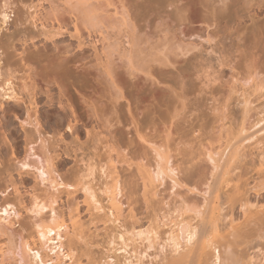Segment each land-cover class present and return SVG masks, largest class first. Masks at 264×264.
Returning a JSON list of instances; mask_svg holds the SVG:
<instances>
[{
    "label": "rangeland",
    "instance_id": "obj_1",
    "mask_svg": "<svg viewBox=\"0 0 264 264\" xmlns=\"http://www.w3.org/2000/svg\"><path fill=\"white\" fill-rule=\"evenodd\" d=\"M66 1L0 0V264H40L36 256L40 244L32 243L37 248L33 251L24 248L25 238L34 231V221L40 218L48 220L53 212L68 215L69 208L77 204L83 219L89 222L84 188L96 191L103 204H107L101 192L106 175L100 169V161L106 160L111 150L109 144L127 159L135 150L146 151L136 147L137 144L130 147V139L135 135L129 123L133 117L142 125V133L151 137L157 146L170 133L169 145L175 162L181 161L179 154L184 148L196 149L198 143L206 146L209 141L205 140L213 137L218 124L213 126L219 113V110L214 113L216 108L230 105L227 113L232 116L225 122L232 127L239 123L245 97L253 104L251 121L261 117L258 114L264 106V0H241L239 6L232 0H174L175 4L173 0H122L135 29L131 22L127 26L117 21L120 18L113 15V8H103L106 12L109 9L106 19L103 17L110 22L106 24L108 29L96 28L98 25L88 26L87 31L84 25H79L80 35L75 32L74 18ZM111 1L121 6L120 0ZM257 1L261 2L256 5ZM220 10L224 13L221 16ZM34 11L38 13L37 27L31 19L23 26L16 25L17 12L26 18L29 13L34 15ZM59 26L63 29H58ZM133 34V39L139 38L136 43H133ZM3 42L5 48L1 45ZM164 61L169 63L165 66ZM25 63L31 66L30 73L36 83L35 90L30 92L24 86L31 83ZM144 65H149L152 71L143 69L147 68ZM147 71L154 77L145 74ZM12 90L20 96L19 101L9 98L13 96ZM121 91L123 100L117 98ZM33 94H37L35 101L31 98ZM28 118L33 124H29ZM260 152L247 153L239 169H231V174L224 175L219 192L222 195L221 191H231L235 185L242 184L250 202L264 210V177L259 176L257 168L261 159L264 160V153ZM146 153L147 158L154 155L149 150ZM112 154L117 156L115 152ZM120 165L121 181L129 179L130 187L132 184L133 189L136 184L139 190L143 185L135 166ZM40 169L45 170L42 176ZM205 170L206 174L210 172ZM190 172L193 174L192 169ZM57 175L65 183L76 184L75 188L56 187ZM227 179L231 181L229 186L225 184ZM256 183L260 187L254 188L257 191L252 188ZM164 188L160 189L171 206L160 204L158 209L157 203H153L156 207L148 209L138 200L133 227L131 222L90 225L92 232L97 228L91 243L78 245L83 262L91 257L104 264H165L176 256L177 240L169 218L178 216L174 211H180L182 200H190L195 195L183 189L173 195L163 191ZM223 199L222 205L226 203ZM7 201L14 208L6 210ZM239 202L240 199L232 208L233 202L222 206L225 207L219 222L221 233L231 230L229 217H223L231 211L235 226L244 222L242 202L241 205ZM195 217L189 212L184 215L186 222L202 226L201 218L195 220ZM256 232L250 231V235L239 232L235 246L240 255L245 252L242 254L245 262L251 259L261 264L264 263V231L260 238ZM44 252L43 255L50 253L46 249ZM64 264L71 262L65 260Z\"/></svg>",
    "mask_w": 264,
    "mask_h": 264
},
{
    "label": "bare ground",
    "instance_id": "obj_2",
    "mask_svg": "<svg viewBox=\"0 0 264 264\" xmlns=\"http://www.w3.org/2000/svg\"><path fill=\"white\" fill-rule=\"evenodd\" d=\"M69 2L70 0L66 1L67 5L70 6L68 7L70 8L69 10L72 13L71 16H73L74 18L73 19L74 29L77 35L81 34L79 25H84L83 27H86L85 30L87 29V31L90 29V28L88 29V26L94 27L98 25L100 26L96 28L103 27V29L106 28L105 30H107L108 28L106 27L107 26L106 24L108 21L107 22L105 21L106 19L105 16L106 14L109 13L108 10L110 8H113L112 10H114L113 11L114 13L113 12L112 13L116 17V19L120 18V19H117V21L121 20L120 22H124L127 26H129L131 22V25H133V29H135L136 27L135 24L133 23L134 21L131 20L132 18L130 19L128 15L129 10H127L128 8H126L122 0L119 1L120 2L119 4L121 6H117L111 0H76L74 4H70ZM240 2L241 0H232L233 4L235 5L237 4L236 6H239L238 3L240 4ZM173 3L175 4L174 0L172 1V4ZM259 3L257 1L256 5H258ZM94 5H97V6L94 7ZM170 5L171 3L169 4V6ZM31 8L33 7L31 6L30 9ZM103 8L105 9L109 8L107 10L108 13ZM34 12H35L34 15L29 13L26 18L22 17L24 16V14L22 15L20 12H17L16 25L23 26V24H25L28 19H31L33 21V25L36 26V22H37L36 16L38 13H36V11ZM222 13L223 12L221 11V14L219 13V15L221 16ZM110 18H112V16ZM114 21L111 24H113ZM57 23H60V22L58 21ZM42 27H45L44 24H42ZM58 29L61 30L63 29V27L59 26ZM92 29H95V28H92ZM95 32H98V31L95 30ZM102 35L104 36L103 31L101 32V36ZM134 35L135 34L132 35V39ZM136 39L135 38L133 39L135 40L133 41V43H136L139 40V38L137 41ZM31 40H32V37H31ZM25 42L27 43L28 41L25 40ZM7 43L6 45H8ZM10 43H13V42H10ZM1 45L5 48L4 42L1 43ZM133 45L135 46V44ZM134 46H132V48H134ZM137 50L139 49L137 48ZM129 59L131 60L130 63L132 64V60H133L132 54ZM23 61L27 62L24 59ZM100 61H102V59H100ZM107 61L109 62V60ZM139 62L141 63L140 60ZM168 63L169 61L167 62L164 61L163 65L166 66ZM141 64H139V66ZM24 65L25 67H27L28 69L27 72L29 73V74L27 73L28 74L27 79L31 81V83L29 84L30 86L27 87V84H24V86L25 88H28L29 92L32 90L34 91L36 88L35 87L36 83L33 80L32 74L30 73L31 66L28 65L27 63H25ZM144 66L147 68L143 67V69L150 70V68H148L149 65L147 66L144 65ZM233 70L236 71L237 69H233ZM107 74L112 79L111 73L109 71H107ZM145 74L149 75V77H154V75L151 74V72L147 71V73L145 72ZM112 82L114 83L113 80ZM118 91H120V89ZM31 93H34V92H31ZM119 93L120 94H118L119 96L117 95V98L123 100L125 97L124 95H122L123 92L121 91ZM11 95L13 96L9 97L10 99L14 101H19L20 96L18 97V94L16 92L12 90ZM36 96L35 94H33V97H31L32 100H34ZM32 100L30 102L35 104L36 103L34 102L35 100L34 101ZM59 103H61V101H59ZM241 103H242L241 104L242 109H241V114L238 117L239 119L238 124L236 123L235 125L232 124L233 125L232 127L231 125L229 126L228 124L226 125L225 121L229 120L227 118H230L232 116L229 112L227 113V111L229 110V106H230L229 104L223 105L222 108L220 109L216 108L214 110V113L218 110H219V113L217 112L218 114L215 115L216 121H214L213 126L215 127V125L218 123L216 125L217 131L215 132L213 131V137L208 136L210 137L209 139H212V140H209V139L205 140L206 142L209 141L208 143H206V146L204 143H198V146L196 149H191L192 146H190V149L184 148V150L181 153L182 155L179 154L182 158L181 161L179 159H176L175 162H173L172 151L170 150V145H169L170 133L167 134L164 143L160 146H157V144L154 142V140L151 137L149 138L148 135L142 133V128H143L141 127L142 125H139L137 121H134L135 119L133 117V120L132 121L130 120L132 124L131 122L129 123L130 125H133L132 130L134 131L135 135L133 139L132 138L130 139V142H129L130 147H134L137 144L136 147H140L142 150L145 149L146 151L149 150V153L150 154L154 153V155L152 156L151 154V158H147L146 151L144 152L139 151L138 153L134 149L135 152L132 153L133 154L132 157L127 159V156H123L122 154H120V152H118V150H116L111 144H109L111 150L108 154H106L107 155L105 157L106 160L104 162L100 161V169L102 173L106 175V181L104 184V188L101 192H103V194L105 195L107 204L106 205L103 204L102 199L98 197L96 191H91L87 188H84L86 192L87 208H88V212L90 215L89 222L83 219L82 214L77 204L69 208L68 215H66L63 212L62 213L53 212V215L50 216V219L48 220L47 219L44 220L45 218L44 219L40 218L39 220L34 221L33 223L34 231L33 233H29L28 237L25 238L24 248L29 249L30 251H33V250H36L37 248L35 249L32 246V243L34 245L36 243H39L40 248L37 249L38 251L36 253V256L40 258V264H64L65 260H69L71 264H104L101 261L94 260V258H91V257L86 261V263H84L81 258L82 251L80 252L78 245L81 243H85V244H88L89 242L91 243L92 240L90 239H92V237L95 236L94 232H95V229H97L96 227H94V231L92 232L90 225L93 224L96 226L98 222L105 224L104 226L106 225L108 226L109 224L119 225L122 223L124 224L126 222L127 223L131 222L132 227H133V222L135 223L136 218H137V213H136L137 206L136 205H138L140 202L138 200H141V202L143 201L142 203L145 204L144 206L148 209L149 207H152V208L156 207L153 205V203L154 204L157 203L156 204L157 208H158V205L160 206V204H162L163 207L164 205L168 207L171 206L170 200L169 202L167 201V197H164V195L162 194L163 192L160 189L161 187H165L163 191L168 190L169 194L178 195L179 190L183 189L185 191L187 190V192H189L190 194H193L195 196L199 195L202 198V199L200 198V200H196V197L194 196V198L192 199L190 197V200H188L187 198L188 202L186 199L185 201L182 200V203H181L182 207L180 211L179 210L177 211L173 208L175 210L174 214L176 212L178 216L177 217L171 216L169 219L171 223V229L173 230V233L175 234V237L177 240V242L175 243L176 248L174 250L177 254L176 256L174 255L172 258H169L170 260L168 259L167 263L165 264H255L251 262V259L248 260V262H245L246 259L243 260L242 254L243 253L245 254V252L243 251L240 252L242 253L241 255L237 252L236 246L238 244L237 243L238 241H237V238L235 237H237L236 235H238L239 232H241L243 235L244 232L248 229L247 232L249 233V235H250V231L251 232H253L254 230L255 232L258 231L256 233H259V238H260L261 234L264 233L263 232L264 231V210L259 209L257 204L254 205L250 202V200L246 197L247 191L244 188V185L241 186L242 184L235 185L234 187L231 188V191L230 189L229 191H226V192L225 190L221 191L222 195L225 196L224 199L222 198V195L219 192L220 191L219 187L222 186L220 185L222 184L221 178L231 174L232 173V171H230L231 169H239L240 168L239 163L241 162L243 163V161L245 160L244 157L246 158L247 153L250 152L249 154H251L252 151H257V152L261 151L262 153H264V106L260 114H258L261 117H258V119L254 121H251L252 119L250 118V114H251L250 112L254 110L252 106L253 105L252 102L248 98L245 97V99L242 100ZM33 104L31 105L34 107ZM28 121H30L29 124H33L31 122L32 119ZM36 123L38 125V120ZM234 126H236L237 128L235 129ZM204 139H207V138H204ZM199 141L203 142L201 140H198V142ZM113 152L117 153L116 157L113 156L112 154ZM120 164H126L128 165L127 166L128 168H133V166H135V169H137V174L138 176H140L139 177L140 180H142L141 184L143 185L139 190L135 187L136 182L134 183L135 185H133L135 188L133 187L132 189V184H131V187L129 185L132 181H130V183L127 182L129 179H127L126 181H123L124 183L121 181L120 172L118 171L120 169L118 167ZM257 168H258V173L260 174L259 176L262 177L261 175H263L264 177V160L261 159L259 167ZM87 169H89V166L87 167ZM181 169L182 170L184 169L183 171H185L186 176L188 175L189 177L187 176V178H184L185 173H183ZM191 169H192L193 174L190 172ZM196 169H203V170L196 171ZM205 169H210L209 170L210 172H207L206 174L207 170ZM39 173H40L39 175L42 176L45 174V170L40 169ZM58 178H60V175H57V177L54 178L56 187H60V188L64 187L67 190H69L70 188H75L76 184L74 185L73 183L71 184L70 182L65 183V181L62 178H60V180H58ZM210 179H212V182ZM130 180H133V179H130ZM257 182H260V181H257ZM230 183L231 181L228 179L225 181L226 186H229ZM127 185H129V187H126ZM245 186L247 187V185ZM257 187H259V185H257L256 183V186L252 188L257 189ZM141 189H142V192L140 191ZM138 192H141V193H138ZM137 195H138V198H142V199L136 198L135 196ZM234 196H235V199L236 198L238 199L237 200L233 199ZM222 199L223 201H226V203H224L223 205L228 204V206H230V202H233V204L231 203L230 208H232V205H234V203L240 199L239 203L241 205V202H242L241 206L243 209V218H244L243 219L244 222L240 224L238 223L235 226L236 220L233 219V216H232L233 214L231 215L232 211L224 215L223 217L225 218L229 217L230 219L229 229H231L230 232L225 233V234L221 233L220 226H219V222L222 220L221 212L224 211V207H225L224 206L222 208L223 205L221 204L222 202H220V200L222 201ZM189 202L193 204L190 205ZM189 205L191 206V208L189 207ZM5 206H6V210L9 209L8 207L14 208L13 204L9 203L8 201ZM40 207L42 208L43 205ZM161 211H163V208ZM186 212L194 214L196 216L195 220L201 218L200 219L201 221L200 220L199 221L202 226H199L198 225L199 223H197V225L202 229H200L197 225H196L197 227H195L190 222H186L184 218V215L186 214ZM192 216L193 215H191L190 217L188 216V217L191 218ZM164 218H166V216ZM251 227H252V230L254 229L253 231L251 230ZM197 228H199V231L197 230ZM242 228H244L245 230ZM237 229H241V231L237 232ZM235 231L237 232L236 234H235ZM246 233L244 235H246ZM249 238L250 237H248V239ZM183 244L185 245V247ZM15 247L16 246H14L13 252L14 250H16ZM45 249L49 250L50 253L54 254L52 255L54 257H52L50 253H46L43 255V252ZM79 253H80V256H78ZM263 256L264 255H262V257ZM248 258L249 257H247V259ZM261 264H264V263H261Z\"/></svg>",
    "mask_w": 264,
    "mask_h": 264
}]
</instances>
